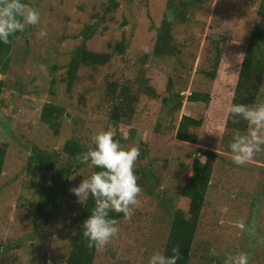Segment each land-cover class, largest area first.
Here are the masks:
<instances>
[{"label": "rangeland", "instance_id": "374dc122", "mask_svg": "<svg viewBox=\"0 0 264 264\" xmlns=\"http://www.w3.org/2000/svg\"><path fill=\"white\" fill-rule=\"evenodd\" d=\"M114 1L117 6L109 0H27L39 11L40 22L19 32L0 74L5 91L0 102V264H64L82 206L71 189L93 173L91 163L77 156L95 147V134L108 130L123 148L139 146L134 171L142 192L132 215L117 219L118 235L96 248L92 264H148L154 253L162 254L171 215L185 208L180 189L191 174L192 157L200 160L198 148L217 156L187 264H224L228 254L238 252L248 253L249 264H264V151L235 164L230 145L234 133L245 134L248 124L242 131L228 130L224 121L251 27L256 23L264 32V19L255 13L260 0L176 1L186 18L172 24L174 55L152 52L165 0ZM88 26L94 31L84 47L112 54L94 69L79 68L66 90L65 65ZM41 31L46 35L38 36ZM121 37L118 54L114 46ZM218 53L219 71L211 78ZM108 82L129 84L136 96L129 121L115 126L109 110L117 89L110 85L107 93ZM193 90L209 94L208 109L187 100ZM44 103L60 107L54 114L56 131L40 119ZM257 103H264V71L250 105ZM184 114L201 120L188 129L196 134L195 142L175 136ZM67 138L79 142L76 156L61 150ZM31 149L50 154L51 169L38 174L27 169ZM56 187L61 189L58 209L55 218H46L32 205Z\"/></svg>", "mask_w": 264, "mask_h": 264}, {"label": "trees", "instance_id": "16d2710c", "mask_svg": "<svg viewBox=\"0 0 264 264\" xmlns=\"http://www.w3.org/2000/svg\"><path fill=\"white\" fill-rule=\"evenodd\" d=\"M109 1L111 5L117 6V3L114 0ZM176 1L180 0H165L164 2L160 20L155 28L156 36L152 49L154 54L174 55L177 53L178 47L174 46L171 37L172 24H174V20L169 22L167 19V13L168 11H172L174 13V17L179 18L180 21H184L186 16L183 10H176ZM22 2L27 4V0H22ZM190 2L196 4L199 2V0H190ZM184 6L185 5H183V8ZM255 13L259 18L264 19V0H260L258 2ZM93 31L94 27L88 26L83 28V30L80 32L82 41L74 48V51L70 55V58L65 65L64 80L66 90H69L73 80L76 79V72L79 68L88 67L94 69L97 66H101V64L107 62L112 54L111 52H93L91 50H87L84 47V41L91 36ZM18 35L19 32H16L10 36V43L8 44L0 42V74H3L8 67L12 44ZM123 41L124 40L121 37L114 46L115 51L118 54H120L123 50ZM263 45L264 32L255 23L251 27L247 42L245 44L244 53L236 71V81L232 89L233 91L230 101L231 104L235 103L250 105L252 103L259 84L261 83V77L264 71ZM216 57L217 58L213 60L211 71L209 73L211 78H213L214 74L219 71L220 67L219 53ZM52 81L53 79H50V85L52 84ZM110 85L113 86L114 89L115 87L117 89L116 97H112L113 102L111 103L109 110V119L115 126L118 122L129 121L134 111L133 105L136 102V96L130 92L129 84L122 83L118 84L117 86L114 82L106 83V90L109 94L111 93V89L109 87ZM167 87H169L168 82ZM147 89L151 95L155 94L153 91H150L149 88ZM4 92L3 81L0 80V102L3 99L2 95ZM186 98L190 102L204 103L206 109H208V107L211 105V98L207 92L193 90L189 92ZM163 101L165 102L166 100L164 99ZM210 108H212V106ZM206 109L204 112L205 116L207 115ZM59 110L60 107L51 103H44L41 107L40 119L47 122L53 131H56L54 126L57 124V122L54 120V114ZM234 120H238L239 123L234 122ZM224 121L225 126H230L228 130L240 128V131H242L247 124V122L243 119L239 117H230L228 114L225 115ZM200 122V119H194L185 114L182 115L175 130L176 138L189 142H195L197 137L196 134L190 132L188 129L189 127H196L194 125H199ZM61 150L67 155L76 156L81 149L79 147V142L76 139L67 138L62 143ZM197 151L200 156L207 157V160L205 163H203L197 156L194 155L192 157L190 163L191 174L183 179L180 189V196L185 198L186 201L185 208H176L172 213V217L168 223V231L162 249L163 255L170 256L172 254L171 249L174 246H178L182 258L177 262V264H187L193 235L197 226L199 212L203 204L206 188L208 186L211 161L217 156V153L206 149L198 148ZM43 153L44 154H40L34 149H31L29 152V160L26 163V168L30 169L33 174H38L41 171H47L51 169L53 165L51 155L46 152ZM3 159L4 149L2 150V147L0 146V173ZM96 171H100V169L93 166V173ZM139 174L141 175L142 173ZM60 191L61 189L56 187L50 192L44 193L43 197L32 206L37 209V211H40L42 214H44L46 218H55L56 211L58 209L57 202L60 196L58 193H60ZM93 207L94 201L91 197H89L86 202L82 203L77 223L73 230L72 239L64 258V264H92L96 247L90 248L87 246V239L82 235V225L83 221H85L90 216ZM109 215L111 218H115L116 220L123 216L122 213L116 212H110Z\"/></svg>", "mask_w": 264, "mask_h": 264}, {"label": "clouds", "instance_id": "9594fccd", "mask_svg": "<svg viewBox=\"0 0 264 264\" xmlns=\"http://www.w3.org/2000/svg\"><path fill=\"white\" fill-rule=\"evenodd\" d=\"M174 18V13L168 11V21L172 22ZM39 22V11L22 0H0V42L10 43V36L24 31L26 25L35 26ZM37 35L44 36L46 33L41 31ZM227 113L230 117H239L248 124L245 134L238 130L234 133L230 145L232 161L237 165H244L252 161L257 153L264 151V103H233L228 106ZM114 135L110 130L100 131L92 137L95 147L77 156L81 163L90 162L92 166L100 169L71 189L80 203L86 202L89 197L94 201L91 214L82 225V235L87 239V246L90 248L102 249L118 235V221L110 217V212L122 213L128 218L132 215L133 206L140 203L138 197L142 188L134 171L140 156L139 146L125 149L114 139ZM200 161L205 163L206 158L201 156ZM171 253L166 256L156 252L150 257L148 264H177L182 258L179 247L174 246ZM215 254L213 251V255ZM224 264H249V255L246 252L228 254Z\"/></svg>", "mask_w": 264, "mask_h": 264}]
</instances>
